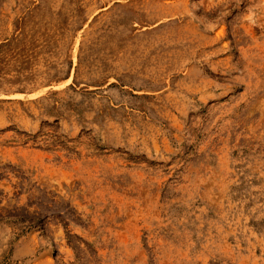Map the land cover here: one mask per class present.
Masks as SVG:
<instances>
[{"label":"rangeland","instance_id":"obj_1","mask_svg":"<svg viewBox=\"0 0 264 264\" xmlns=\"http://www.w3.org/2000/svg\"><path fill=\"white\" fill-rule=\"evenodd\" d=\"M0 264H264V0H0Z\"/></svg>","mask_w":264,"mask_h":264}]
</instances>
